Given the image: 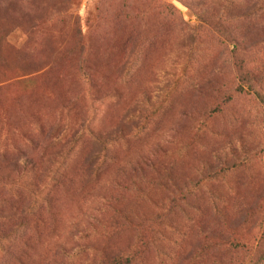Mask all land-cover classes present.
<instances>
[{
    "label": "rangeland",
    "instance_id": "1",
    "mask_svg": "<svg viewBox=\"0 0 264 264\" xmlns=\"http://www.w3.org/2000/svg\"><path fill=\"white\" fill-rule=\"evenodd\" d=\"M202 8L264 75V0H0V264H115L159 213L130 264L256 258L264 105ZM89 130L123 138L105 156ZM162 169L182 208H163Z\"/></svg>",
    "mask_w": 264,
    "mask_h": 264
},
{
    "label": "trees",
    "instance_id": "2",
    "mask_svg": "<svg viewBox=\"0 0 264 264\" xmlns=\"http://www.w3.org/2000/svg\"><path fill=\"white\" fill-rule=\"evenodd\" d=\"M260 7L252 8L248 11L247 15H252L256 12ZM227 12V11H226ZM198 17L200 22L205 25L207 28L212 29L216 33H218L221 37L225 38L230 44L234 45L235 50L232 52L233 61L236 59V65L238 67V71L240 74V88L248 89L251 92H254L259 101L264 105V91L258 87V85H262L264 82V75L260 73L256 69L248 68L246 65V61L244 60V55L242 54L241 48L244 47L246 41L244 40V35L239 36L231 29V26L234 24V21L227 20L228 13L223 16L217 15L214 9H205L202 8L198 11ZM227 20V21H226ZM90 131V130H89ZM93 137L100 142L102 147L105 144L104 152L106 151L105 156L108 154V144L113 143L118 138L123 137H105L103 133H95L94 131H90ZM235 152V149H234ZM101 156V155H100ZM151 158L145 156L143 161H139L134 167V172H144L146 168H151ZM157 169V168H156ZM159 170V176L155 177V184L163 187L171 192L172 197L169 201H166L163 204V208L168 207V210H174L176 207L182 208V205L187 200V195L191 193V189H185L184 186L171 174L167 173V170L162 169ZM162 175H165L169 181H166ZM124 212V211H123ZM126 215L130 216L128 213L124 212ZM134 214V213H133ZM124 216L127 221L129 218ZM163 215L161 213L157 214L155 218L152 220H147L141 218L140 221L136 224L139 228V236L135 247H131L127 252H122L119 255L113 257L115 264H130L131 260L139 255L138 248H142L145 244V239L143 233L148 231L152 235V237H156L158 232L155 230L161 225L165 224L163 221ZM19 226V225H18ZM13 231V230H12ZM141 234V235H140ZM6 235V237H8ZM258 254L256 258L250 261L248 264H264V220L262 224V236L259 241Z\"/></svg>",
    "mask_w": 264,
    "mask_h": 264
}]
</instances>
